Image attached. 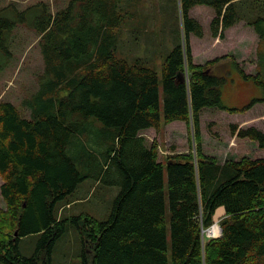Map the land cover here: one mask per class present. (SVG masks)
<instances>
[{
    "label": "trees",
    "instance_id": "16d2710c",
    "mask_svg": "<svg viewBox=\"0 0 264 264\" xmlns=\"http://www.w3.org/2000/svg\"><path fill=\"white\" fill-rule=\"evenodd\" d=\"M178 1L182 37L159 70L143 58L116 55V4L79 0L77 14L73 0L55 14L44 2L0 8V72L14 58L19 26L37 34L43 61L37 88L23 101L27 114L0 98L1 264H51L67 222L89 248L82 249L81 264H264V152L219 162L203 151L200 137L205 110L244 114L264 103V82L236 63L239 76L263 93L225 104L218 59L195 62L190 44L191 35L204 34L190 14L194 6L212 9L210 33L223 38L241 19L244 1ZM250 2L259 9L250 23L262 39L264 1ZM175 120L190 125L195 153L170 154L163 163L158 144L142 131L157 132ZM229 127L264 150V126ZM94 161L96 178L119 186L108 218L59 217L63 199L87 176L79 165L90 168ZM221 213L220 236L206 238L202 231ZM30 234L38 239L23 255L18 245Z\"/></svg>",
    "mask_w": 264,
    "mask_h": 264
},
{
    "label": "rangeland",
    "instance_id": "374dc122",
    "mask_svg": "<svg viewBox=\"0 0 264 264\" xmlns=\"http://www.w3.org/2000/svg\"><path fill=\"white\" fill-rule=\"evenodd\" d=\"M71 1L0 0V8L14 3L19 9H23L38 2H44L49 6L48 10L55 14L66 8ZM98 1L104 2L108 7L116 4L114 9L121 16L120 23L114 30L117 35L116 55L129 62L136 58H143L149 65L159 70L163 57L182 37L179 1L91 0V3L96 4ZM242 1L244 2L240 4ZM249 1L237 0L243 11H241L242 17L226 30L223 38L213 37L210 33L209 21L213 15L211 8L197 5L190 10V14L200 21L204 31L202 38L190 36L193 60L205 64L210 59H218L214 68L218 73L225 75L227 83L231 84V92L225 91V99H223V102L229 106L235 105H232L231 102L238 99L236 91L242 89L239 86L240 76L235 68L236 63L246 73L258 75L259 79L264 82V37L259 38L250 23L257 17L259 9ZM72 3L77 7L75 10L77 14L80 12L79 0H73ZM245 6L248 8H243ZM262 15L264 16V10ZM261 23L264 26V21ZM37 41L38 36L33 30L19 26L15 31L14 46L11 48L14 58L0 72V98L13 103L22 114L28 112L27 108H24L23 101L36 90L37 77L43 68ZM247 83L256 87L255 91L252 89V93L255 92L256 97L262 96L263 91L260 87L251 81H247ZM240 119H243L244 124L253 123L263 127L264 103L255 105L242 116L226 114L216 109L205 110L201 119L200 131L203 151L213 155L219 162L244 155L257 156L260 152H264L260 148L254 150L253 144L251 145L246 139L237 138L231 133L230 123L237 122L239 125L241 121L238 120ZM248 120H251L250 123L246 122ZM142 135L149 142L156 141L158 157L163 163L165 157L170 154L191 152L194 155L195 153L191 136L192 130L190 125L188 127L184 121L175 120L166 123L157 132L152 128H147L142 131ZM79 167L87 173V176L63 199L64 204L60 207L58 216L69 218L75 215L81 217L89 215L98 220L107 219L119 186L107 185L96 178L99 165L95 161L90 168L83 167L82 164ZM84 168H87V171ZM163 184L164 190L167 192L166 169H164ZM0 207L5 208L1 196ZM222 217L223 214H219L216 220L217 224H212L207 228L208 230L205 229L206 238L219 236V220ZM37 239L38 234H30L22 238L18 245L20 253L31 254ZM82 249L89 251L87 245L81 244L75 226L71 222H67L65 231L57 238L52 248L51 264H81Z\"/></svg>",
    "mask_w": 264,
    "mask_h": 264
},
{
    "label": "crops",
    "instance_id": "0c3cea01",
    "mask_svg": "<svg viewBox=\"0 0 264 264\" xmlns=\"http://www.w3.org/2000/svg\"><path fill=\"white\" fill-rule=\"evenodd\" d=\"M230 85L231 84L227 83V81L224 83V85L222 87V98L223 99H225V96H224V92L225 91L231 92ZM239 86H241L242 89L236 91V93L238 94V99L235 100V101H232L231 102L232 105H234V104L235 105H240V104L245 103L247 100H249L250 98H252V97L255 96V94H254L255 92L252 93V89H254V91H255L256 90V87L255 86H252L249 83H247V81L243 80L241 77H240V85ZM232 91H233V89H232ZM239 116H242V114H240ZM238 121H241V123L239 124V126L247 125V124H244L245 122H243V119H240ZM250 121L251 120H248L246 122H249L250 123Z\"/></svg>",
    "mask_w": 264,
    "mask_h": 264
},
{
    "label": "water",
    "instance_id": "95a60500",
    "mask_svg": "<svg viewBox=\"0 0 264 264\" xmlns=\"http://www.w3.org/2000/svg\"><path fill=\"white\" fill-rule=\"evenodd\" d=\"M208 230V229H207ZM205 230H203L202 232H204ZM219 232H220V234H221V228L219 227ZM220 234H219V236H220Z\"/></svg>",
    "mask_w": 264,
    "mask_h": 264
},
{
    "label": "bare ground",
    "instance_id": "6f19581e",
    "mask_svg": "<svg viewBox=\"0 0 264 264\" xmlns=\"http://www.w3.org/2000/svg\"><path fill=\"white\" fill-rule=\"evenodd\" d=\"M214 230H215V228H214ZM207 231V230H206Z\"/></svg>",
    "mask_w": 264,
    "mask_h": 264
}]
</instances>
